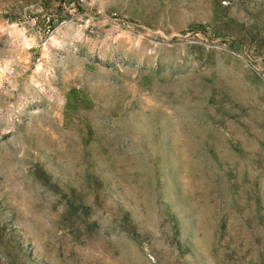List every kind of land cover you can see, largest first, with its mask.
<instances>
[{"label": "rangeland", "instance_id": "374dc122", "mask_svg": "<svg viewBox=\"0 0 264 264\" xmlns=\"http://www.w3.org/2000/svg\"><path fill=\"white\" fill-rule=\"evenodd\" d=\"M0 264H264V0H0Z\"/></svg>", "mask_w": 264, "mask_h": 264}]
</instances>
